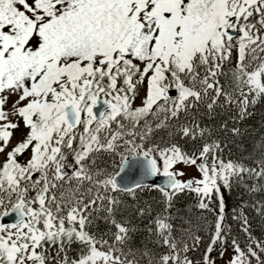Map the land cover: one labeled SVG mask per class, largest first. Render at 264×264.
Instances as JSON below:
<instances>
[{
    "label": "snow or ice",
    "instance_id": "6c2138e0",
    "mask_svg": "<svg viewBox=\"0 0 264 264\" xmlns=\"http://www.w3.org/2000/svg\"><path fill=\"white\" fill-rule=\"evenodd\" d=\"M0 264H264V0H0Z\"/></svg>",
    "mask_w": 264,
    "mask_h": 264
}]
</instances>
